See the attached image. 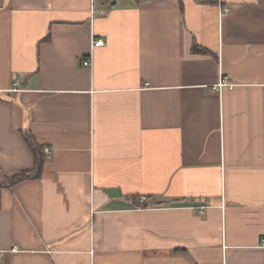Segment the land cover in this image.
I'll list each match as a JSON object with an SVG mask.
<instances>
[{
  "label": "crops",
  "instance_id": "obj_1",
  "mask_svg": "<svg viewBox=\"0 0 264 264\" xmlns=\"http://www.w3.org/2000/svg\"><path fill=\"white\" fill-rule=\"evenodd\" d=\"M25 131L0 264H264V0H0V184Z\"/></svg>",
  "mask_w": 264,
  "mask_h": 264
},
{
  "label": "trees",
  "instance_id": "obj_2",
  "mask_svg": "<svg viewBox=\"0 0 264 264\" xmlns=\"http://www.w3.org/2000/svg\"><path fill=\"white\" fill-rule=\"evenodd\" d=\"M49 36L45 40H48ZM196 50V48H194ZM197 51V50H196ZM25 141L27 142L33 156L35 159V167L30 171H20L14 173L12 176L8 177L3 183L0 184V210L2 208L1 203V192L3 189L8 187H14L15 185L26 181V180H40L44 174V168L47 163V156L45 155V147L40 144L35 136L29 132L25 131L23 133ZM141 206H148L146 203H140Z\"/></svg>",
  "mask_w": 264,
  "mask_h": 264
},
{
  "label": "built area",
  "instance_id": "obj_3",
  "mask_svg": "<svg viewBox=\"0 0 264 264\" xmlns=\"http://www.w3.org/2000/svg\"><path fill=\"white\" fill-rule=\"evenodd\" d=\"M100 45H103V41H102V40H98V41L95 42V46H100ZM90 64H91L90 60H86V61H84V65H85V66H90ZM16 85H18V83H17ZM219 87H220L221 89H222V88H225V87H230V88H232V87H233V84H231V83L227 80V78H223V79H221V82H220ZM263 246H264V241H263Z\"/></svg>",
  "mask_w": 264,
  "mask_h": 264
}]
</instances>
